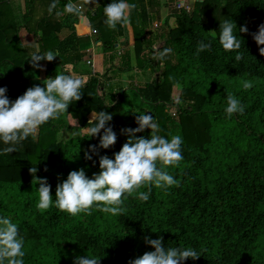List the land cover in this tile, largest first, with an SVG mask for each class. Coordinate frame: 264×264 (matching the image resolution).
<instances>
[{"label": "trees", "instance_id": "1", "mask_svg": "<svg viewBox=\"0 0 264 264\" xmlns=\"http://www.w3.org/2000/svg\"><path fill=\"white\" fill-rule=\"evenodd\" d=\"M25 2L21 24L0 7V86L7 87L12 101L29 88L24 77L10 73V66L21 69L31 56L21 46V28L38 37L39 53L58 50L52 66L74 77L71 71L84 57L79 46L90 41L75 34L80 15L63 11L69 0H60L51 13L47 10L51 0L42 3L46 11L40 5L43 0ZM109 2L98 0L96 9L87 12L103 47L104 71L90 73L86 80L77 77L84 82L81 99L42 125L37 140H22L11 153L4 151L10 145L0 141V214L18 224L25 240V264H74L76 257L85 255L97 259V264H131L154 250L146 237L161 238L165 247H192L201 253L184 264H264V54L260 51L264 45L254 39L264 25V0H195L192 9L185 3L173 9L176 26L166 20L161 34L149 28L160 15L159 0H130L135 4L130 23L117 25L116 30L104 23L103 7ZM230 18L237 29L241 25L248 29L238 31L243 41L240 62L216 38L219 23ZM62 28L71 30L63 40L58 36ZM122 37L124 48L130 47L124 53L117 50ZM202 39L211 43V50L197 55ZM165 48L173 53L161 59ZM147 68L155 72L154 79L134 85ZM122 74L128 76L127 87L120 82ZM245 81L253 87L244 89ZM173 86L180 88V104L171 98ZM126 91L139 99L142 111L124 107ZM229 94L244 104L243 115L227 117ZM100 110L112 113L109 125L117 135L108 149L99 147L103 130L96 136L87 134L91 115L94 118ZM144 112L160 124V135L183 138L184 159L177 166H165L178 185L166 189L153 185L147 202L138 198L139 191H148L141 187L127 195L118 215L95 208L91 214L76 216L55 206L37 208L39 184L31 167H37L36 177L47 178L55 199L57 184L70 171L83 168L89 177L98 173L99 157L113 158L128 139L122 130L137 127L136 116ZM136 135L148 137L150 129ZM90 146L96 151L90 152Z\"/></svg>", "mask_w": 264, "mask_h": 264}, {"label": "clouds", "instance_id": "2", "mask_svg": "<svg viewBox=\"0 0 264 264\" xmlns=\"http://www.w3.org/2000/svg\"><path fill=\"white\" fill-rule=\"evenodd\" d=\"M59 2L60 0H51L48 12H53ZM134 8L135 4L130 0H110L103 7L104 23L111 30H116L117 25H127L130 23L131 11ZM63 11L79 15L80 8L69 0L64 4ZM238 31L245 33L248 29L244 25L237 29L231 18L225 19L219 23V34L216 37L223 49L236 53L234 57L236 62L243 59L239 51L243 41ZM254 39L258 45H264V25L259 26ZM209 50L210 42L203 39L198 42L197 55ZM260 51L264 54V48ZM172 53V48H165L159 58L163 59ZM56 57H59L58 50L36 52L30 56L29 62L33 68H40L39 61L51 62ZM83 86L84 82L80 78L60 73L47 78L43 87L39 85L29 87L14 101L7 96V87L0 86V141L10 145L4 151L13 152L16 143L29 137L33 141L37 140L42 125L67 113L69 105L81 99ZM243 87L247 90L252 88L253 84L245 81ZM224 111L227 117L231 118L233 114L243 115L245 106L238 97L229 94ZM111 120L112 113L100 110L94 118L91 115L88 122V137L96 136L103 130L99 137L100 148L108 149L116 143V132L109 125ZM136 123L137 127L122 130L128 139L121 149L114 153L113 158L107 155L99 157L98 173L89 177L83 168L70 171L66 179L57 184L55 199L51 195V185L47 178L36 177L38 169L36 166L31 167L29 171L36 184H39L37 208L48 210L55 206L72 216L81 213L91 214L95 208L118 215L122 212L127 195L141 187L147 186L148 191H139L138 198L147 202L153 185L164 189L178 185L179 181L166 170L165 166H177L184 159L182 136L175 134L169 139L160 135V124L150 112L138 114ZM145 129H150V135L137 137L136 134L144 132ZM71 135L75 136L78 133L73 132ZM89 151L95 152L96 146H90ZM86 158L91 160L92 156L86 154ZM145 239L154 250L132 260L131 264H184L188 259L195 261L201 256V253L192 247H165L161 238ZM24 244L25 240L20 234L18 224L10 217L0 214V264H25ZM74 264H97V259L85 255L76 257Z\"/></svg>", "mask_w": 264, "mask_h": 264}, {"label": "crops", "instance_id": "3", "mask_svg": "<svg viewBox=\"0 0 264 264\" xmlns=\"http://www.w3.org/2000/svg\"><path fill=\"white\" fill-rule=\"evenodd\" d=\"M1 1V0H0ZM48 0H43L40 2L41 8L46 11V7L42 3H46ZM80 8V13L77 18V22L74 24L75 34L80 38H89L90 41L82 43L79 47L80 51L84 53L82 61L75 67L71 72L77 77L81 76V79L86 80V76L90 73L99 75L105 68L104 60L105 54L103 47L99 40H93L92 37L95 34L90 27V22L87 12H93L98 6V0L95 4L88 5V0H78L77 2H72ZM1 9H4L8 14L16 20L18 24L23 21V15L26 12V2L25 0H5L4 3H0ZM71 34L69 28H62L58 33L59 39L63 40L68 35ZM18 37L21 46L24 47L31 55L38 52L39 41L38 37L29 33L25 28H21L18 31ZM88 60L91 64H88ZM41 67L33 68L29 62V58L26 60L23 68H14L10 66V73L14 77H24L25 81L28 82L29 87L34 85L44 86L47 78L54 77L62 72V68L59 66H52L53 62L39 61ZM89 66L92 68L89 70ZM84 74V75H83ZM128 80V76H127ZM129 81V80H128Z\"/></svg>", "mask_w": 264, "mask_h": 264}, {"label": "rangeland", "instance_id": "4", "mask_svg": "<svg viewBox=\"0 0 264 264\" xmlns=\"http://www.w3.org/2000/svg\"><path fill=\"white\" fill-rule=\"evenodd\" d=\"M194 1L195 0H159L160 15L159 17L155 18L153 23L150 24V27H149L150 31L155 34H161L164 30L163 24L166 20L169 23V25H171V27H175L176 20L175 18L172 17L173 9L176 7L177 8L180 7L185 3H187V6L189 7V9H192ZM88 3H89L88 5H92V4H95L96 2L95 0H88ZM97 37H98L97 34H95V36H93L92 39L96 40ZM125 44H126V39H124V37L120 38L119 46L117 48L118 52L124 53V49L130 48L126 46L124 48ZM157 46L158 45H156V47ZM91 69L92 68L89 66V70ZM140 73L144 75V77L142 78V80L134 81L133 83L134 85L140 86L147 81H152L155 77V72L151 71L149 68H147L145 71H140ZM119 79H121L120 82L122 83L124 87L125 86L127 87L129 85V81L127 80V74H122ZM179 92H180V88L178 86H173V88L171 89V98L173 99V101H175L178 104L181 103L178 99ZM124 99H125L124 107L128 111L140 112L143 110L139 99H137L136 96H134L130 91L125 92ZM169 111L174 113L175 112L174 107H169ZM61 137L65 138L66 137L65 133L61 134Z\"/></svg>", "mask_w": 264, "mask_h": 264}, {"label": "built area", "instance_id": "5", "mask_svg": "<svg viewBox=\"0 0 264 264\" xmlns=\"http://www.w3.org/2000/svg\"><path fill=\"white\" fill-rule=\"evenodd\" d=\"M94 34L96 33V31H92ZM88 64H91V61L90 60H88Z\"/></svg>", "mask_w": 264, "mask_h": 264}, {"label": "water", "instance_id": "6", "mask_svg": "<svg viewBox=\"0 0 264 264\" xmlns=\"http://www.w3.org/2000/svg\"><path fill=\"white\" fill-rule=\"evenodd\" d=\"M161 44H164V43H161ZM160 47V45H158L156 48H159Z\"/></svg>", "mask_w": 264, "mask_h": 264}]
</instances>
